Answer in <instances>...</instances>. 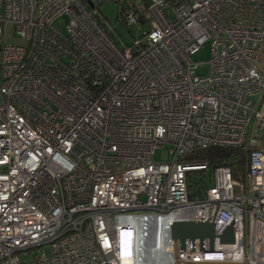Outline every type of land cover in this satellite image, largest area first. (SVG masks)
<instances>
[{"label": "built area", "instance_id": "obj_1", "mask_svg": "<svg viewBox=\"0 0 264 264\" xmlns=\"http://www.w3.org/2000/svg\"><path fill=\"white\" fill-rule=\"evenodd\" d=\"M98 1L0 0V264H125L129 232L131 264H264V0H125L128 44ZM208 147L242 149L245 179L187 159ZM181 221L211 222L213 249H180Z\"/></svg>", "mask_w": 264, "mask_h": 264}, {"label": "rangeland", "instance_id": "obj_2", "mask_svg": "<svg viewBox=\"0 0 264 264\" xmlns=\"http://www.w3.org/2000/svg\"><path fill=\"white\" fill-rule=\"evenodd\" d=\"M125 0H100L96 3L97 9H98V17L100 21H106L108 22L113 28L116 29L117 33L121 36L124 43H130L132 40V37L130 36L129 32L121 25V23L118 20V14H119V6L121 3H123ZM138 1V0H137ZM102 17L104 19H102ZM69 21V16L67 14H63L58 16L55 20L53 25L58 28L60 31H65V26L67 22ZM5 32L7 34H10V37L6 38V42L13 43V44H19L22 43L21 38L15 33L12 26L8 24L5 27ZM4 39V37H3ZM210 53V43L207 41L203 44L201 48L198 49L196 53L192 55V59L195 62H198V67L196 69L197 73L205 74L208 71V64L207 60L209 58ZM262 144H264V137H262L261 140ZM167 147L164 148H158L155 150L154 153V160L155 161H165L169 159V155L167 154ZM239 179V178H238ZM233 193L235 195L239 194L238 187H234ZM23 259H30L33 255L32 253H24L22 254Z\"/></svg>", "mask_w": 264, "mask_h": 264}, {"label": "water", "instance_id": "obj_3", "mask_svg": "<svg viewBox=\"0 0 264 264\" xmlns=\"http://www.w3.org/2000/svg\"><path fill=\"white\" fill-rule=\"evenodd\" d=\"M146 5L151 3V0H142ZM90 6H92V2H88ZM170 234L173 241L179 243V248L183 249L185 240L188 239L191 243L194 242L195 239L199 240V248L201 250H206L203 247V240L208 239L209 245L208 250L213 249V240H214V232H213V224L209 221H181L174 222L170 228ZM219 241L223 243H229L233 241V225L230 224L226 226L224 231L219 235ZM172 264H248L247 260L244 258L243 263L240 262H217V261H197L190 262L185 260L178 261L176 258Z\"/></svg>", "mask_w": 264, "mask_h": 264}, {"label": "trees", "instance_id": "obj_4", "mask_svg": "<svg viewBox=\"0 0 264 264\" xmlns=\"http://www.w3.org/2000/svg\"><path fill=\"white\" fill-rule=\"evenodd\" d=\"M187 159L195 161H206L210 167H214L223 163L229 164L233 169L235 178L245 179V171L247 166L246 153L239 148L232 147H208L205 149H197L187 156ZM205 174H195L192 180L193 186H199L203 182Z\"/></svg>", "mask_w": 264, "mask_h": 264}, {"label": "clouds", "instance_id": "obj_5", "mask_svg": "<svg viewBox=\"0 0 264 264\" xmlns=\"http://www.w3.org/2000/svg\"><path fill=\"white\" fill-rule=\"evenodd\" d=\"M135 244L134 232L119 233L117 238L118 256L125 264L135 261Z\"/></svg>", "mask_w": 264, "mask_h": 264}, {"label": "bare ground", "instance_id": "obj_6", "mask_svg": "<svg viewBox=\"0 0 264 264\" xmlns=\"http://www.w3.org/2000/svg\"><path fill=\"white\" fill-rule=\"evenodd\" d=\"M151 264H164V260L161 257H157L151 261Z\"/></svg>", "mask_w": 264, "mask_h": 264}]
</instances>
